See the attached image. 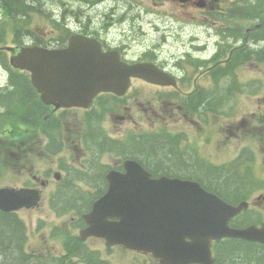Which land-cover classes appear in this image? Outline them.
Returning a JSON list of instances; mask_svg holds the SVG:
<instances>
[{"label": "flooded vegetation", "instance_id": "obj_1", "mask_svg": "<svg viewBox=\"0 0 264 264\" xmlns=\"http://www.w3.org/2000/svg\"><path fill=\"white\" fill-rule=\"evenodd\" d=\"M160 1L157 2L167 0ZM170 1L194 10L196 30L180 40L172 34L164 36L161 47H148L142 53L132 54L127 42L112 45L92 30H74L69 34L79 33L97 39L103 50L118 51L121 60L129 64L153 63L163 72L157 78L154 77L158 80L132 77L131 86L124 95L102 91L89 108L78 106L55 109L40 100L39 114L35 110L27 114L35 126L31 125L32 130L37 133L32 132L27 137L17 132L0 134V180L5 175L3 170L7 169L23 177L21 184H0V187L24 188L38 195L33 207L24 206L12 211L0 208V239L4 230L16 233L13 242L19 253L14 259L10 258L1 240L0 264H125V255L130 257L131 262L128 264H161V260L150 252L126 248L120 243L108 245L105 238L85 233L89 225L85 214L90 213L94 202L107 192L110 183L108 174L112 171L127 172L124 165L127 159H134L153 174L165 173V170L159 172L156 165L143 157L142 144L134 148L131 140H126L129 139L127 135L121 138L106 135L102 125L110 124L106 119H112L116 120L115 123L134 122L140 126L152 119L150 114L158 123L184 124L195 117H200L199 120L206 124L216 121L224 114L237 113L238 97L241 93L253 90L250 87L252 84H249L250 76L238 77L240 69L264 67V0ZM126 34L131 38L132 29ZM252 80L254 83L259 82ZM147 92L152 93L153 98L143 101L141 95ZM70 112L75 116V123L66 124V118L63 117ZM37 115L41 116L40 124L35 118ZM260 115L255 124L249 122L251 131H264V113ZM246 123L248 120L243 118L240 124ZM67 127L70 128L65 134ZM50 131L54 134L53 138L48 135ZM210 132V129L201 132L205 143L206 140L209 142ZM166 133L172 137L164 138L163 133L155 132L161 136L156 141L172 148L179 157L190 159L207 169L221 170L228 164H222L221 161L216 163L201 155L192 141L187 140L189 136L185 137L180 130ZM8 135L11 138L6 139ZM114 141L124 149L113 147ZM263 150L264 143L258 148L261 161H264ZM40 154L57 155L60 158L57 168L47 167L46 163L36 167V164L43 163L34 157ZM246 159L250 158H244L241 162ZM245 169L243 165L235 167L234 164V171L245 184L234 202L225 199L232 205L246 201L247 206L230 219V225L241 228L262 226L264 180L246 173ZM174 175L199 181L206 187L198 177L178 173ZM25 213L32 218L30 225L34 226V231L38 229L42 233L44 241L40 247L28 248L26 221L22 218ZM226 239L238 238L224 237L213 242L214 257L215 244ZM244 242L247 244L245 249L250 252L244 259L234 257L229 264H264V243ZM215 264H221L217 257Z\"/></svg>", "mask_w": 264, "mask_h": 264}, {"label": "water", "instance_id": "obj_2", "mask_svg": "<svg viewBox=\"0 0 264 264\" xmlns=\"http://www.w3.org/2000/svg\"><path fill=\"white\" fill-rule=\"evenodd\" d=\"M63 48L5 45L14 68L30 72L40 99L55 109L86 107L101 91L124 95L131 78L162 75L153 63L121 60L118 51H105L97 39L74 33ZM155 77V78H154ZM127 172L112 171L107 192L85 214L87 235L105 238L108 245L146 251L161 264H215L213 241L224 237L264 243V224L232 227L230 219L247 206L232 205L200 182L180 177H155L134 159ZM36 192L0 188V208L6 211L33 207Z\"/></svg>", "mask_w": 264, "mask_h": 264}, {"label": "rangeland", "instance_id": "obj_3", "mask_svg": "<svg viewBox=\"0 0 264 264\" xmlns=\"http://www.w3.org/2000/svg\"><path fill=\"white\" fill-rule=\"evenodd\" d=\"M157 1L161 2L160 0H28V2L41 10H38L32 17H28L30 21L27 23L24 20L28 15L26 17L19 16L15 20L20 24L22 30L21 37L26 39L25 44H34L36 41L35 35H38L40 36V43L43 42V46H47L48 44L52 48L53 46L68 42L67 38L69 35L66 34L67 29L72 30V32L84 29L92 30L97 35L103 36L112 45L125 41L129 45L131 53L136 54L144 52L148 47H161L164 36L172 34L180 40L181 38H186L196 30L195 19L193 18L195 12L193 9L183 8L170 0L163 1V3ZM65 13L68 14L65 15ZM6 17L7 15L4 10L0 9V22L2 25L8 26L14 24L15 20L12 21L6 19ZM131 29V38H128L126 32ZM28 32L31 33L33 40H30L29 35H25ZM7 36L6 42L14 45L12 42L14 35L11 30H9ZM1 52L2 55L3 53L5 55L6 64L10 66V54L8 51ZM9 68L0 62V100L2 102H5V100L2 98L4 96H1V87L5 86L9 81ZM238 74V77L250 76L249 84H252L250 87L253 90L252 92L241 93L238 97L236 101L237 113L224 114L216 121L212 120L207 122V124L199 120L200 117H195L190 122H185L184 124L158 123L154 120L152 114H150L152 119L144 121V125L141 124L140 126L135 125L134 122H125L123 124L115 123L116 120L106 119L110 121V124L102 125L104 127L103 132L113 138H121L127 135L129 139L126 140H131L133 143L131 145H134V148H136L140 144L161 139V136L155 134V132L163 133V137L168 138L172 137V135L166 132L180 130L185 137L189 136L187 140L192 141V144L201 155L216 163L220 161L221 163H228L225 170L231 172L232 170L234 171V164L235 167L243 165V168L246 167V173L253 174L255 177H262L264 180V161H261L259 158L260 150L258 151L260 145L264 143V131L261 129L251 131L249 123L255 124L256 119L262 116L260 114L264 113V67L240 69ZM252 79L259 82L254 83ZM261 79H263L262 82H260ZM21 92L22 89L18 88L16 92L7 97L11 100L13 97H19ZM141 96H143V101L153 98L150 92L144 93ZM14 107L15 104H12L10 107L11 116L6 117L0 114V134L15 132L17 130V125L15 124L19 123L15 122L20 121L19 116L22 115L14 111ZM115 108L118 109L117 107ZM3 109L4 106L0 105V111ZM106 116H109V114ZM63 118H66V120L63 119L66 124L75 123V116L72 112L67 113ZM243 118H246L248 123L241 125L240 123ZM18 127H20V131L32 130L30 127L27 129L26 125L21 122ZM69 128L67 127L64 130L65 134ZM204 128L211 130L209 142L206 140V143L202 140L201 136V132L205 130ZM9 138L11 136L8 135L6 139ZM199 143L200 146H198ZM263 151L261 152L263 153ZM43 155L34 156L36 157L35 159L43 161V163L36 164V167L46 163L47 167L50 165L51 168L56 169L60 158L57 155ZM244 158L250 159L241 162ZM10 168L13 167L10 166ZM240 170L242 171L241 168ZM3 172H5V175L0 180V184H21L23 177L18 173L16 174L12 169L3 170ZM22 218L26 221L25 229L28 236L26 239L28 248L34 249L40 247L44 241L41 231H38V229L34 231V226L30 225L32 218L28 217L26 213L22 215ZM33 224L36 225L34 222ZM123 260L125 264L131 262L130 257L127 255L124 256Z\"/></svg>", "mask_w": 264, "mask_h": 264}, {"label": "trees", "instance_id": "obj_4", "mask_svg": "<svg viewBox=\"0 0 264 264\" xmlns=\"http://www.w3.org/2000/svg\"><path fill=\"white\" fill-rule=\"evenodd\" d=\"M0 9L4 10V12L6 13V19H10L12 21L17 19L19 16L26 17L28 15L24 20V22L26 23L30 21L28 17H32L36 12H38V10H41L40 8L34 6V4L28 2V0H0ZM9 30H11L14 35V38L12 40L14 44L23 45L26 43V39L21 37L22 30L20 28V24H18L15 20L14 24L12 25L3 26L2 23L0 24V45L8 44L6 40ZM70 33L71 30L67 29L66 34L69 35ZM25 35H29L28 37L30 38V40H33L30 32L25 33ZM35 38L36 41L34 44L40 45L42 43L41 45H43V42L40 43L39 41L40 36L35 35ZM63 44L57 46L61 47L63 46ZM47 47H49L48 44ZM0 53V62H2L5 66L10 67L8 77L9 81L7 82L6 86H3L1 88V96H4L2 98L5 100V102H2L0 100V105L4 106V109L0 111V114L6 117L11 116L12 113L10 107L12 106V104H15L14 111L22 114V116H19L20 121L15 120V123L20 124L21 122L26 125L27 129L29 127L31 128V125L35 127L34 123L31 122L27 114L31 113L32 110L38 112L41 101L39 100V98H37L38 94L35 88H33L30 83V77H28L27 73L20 70L16 71L11 66L6 64L4 53L2 55L1 50ZM18 88L22 89L21 94L19 95V97H13V100H10V98H8L7 96L12 95L18 90ZM36 103L37 105H35ZM35 118L38 119L37 121L40 124L41 116L37 115V117ZM49 123L51 125L52 121H50ZM19 124H15L17 125L16 129L18 130V132L17 130H15V132H17L18 135L27 137V135L31 134L32 132L37 133L35 130L20 131V127H18ZM10 130L12 131V129ZM48 135H50L51 138H53L54 136L51 131L48 133ZM112 144L113 147L120 146L119 149H124L121 144L119 145L115 141ZM142 145L143 146L141 149L143 157H145L149 162L156 165V167L159 168H157L159 172L165 170V174L170 176H172V174L174 173H178L184 176L189 175L198 177L205 183L204 185L209 190H212L216 194L224 196V198L230 199L232 201L237 199L236 197L238 192L244 187L245 181L243 179H240L239 175L235 171L230 172L225 169L216 170L201 168L199 165L194 164L190 159H183L179 157L178 154L173 153V151L171 150L172 148L165 147L160 144V142L158 143L156 141H149L148 143ZM156 175H158V172L156 173ZM224 194H228L229 196H226ZM8 229L11 230L10 228ZM3 233L4 234L2 235L0 241H3V247L5 251L10 255V258L14 259L19 254L16 244L15 242H13L17 235H15L16 233L13 234L14 232L9 233L5 230L3 231ZM246 245L247 244L241 239H226L223 242L216 243L215 246L217 261L221 264H229L230 261L236 256H238L240 259H244L245 256H247V254L250 252L248 249H245Z\"/></svg>", "mask_w": 264, "mask_h": 264}, {"label": "bare ground", "instance_id": "obj_5", "mask_svg": "<svg viewBox=\"0 0 264 264\" xmlns=\"http://www.w3.org/2000/svg\"><path fill=\"white\" fill-rule=\"evenodd\" d=\"M68 13H65V15H67Z\"/></svg>", "mask_w": 264, "mask_h": 264}]
</instances>
